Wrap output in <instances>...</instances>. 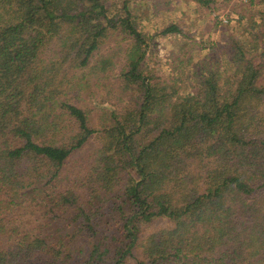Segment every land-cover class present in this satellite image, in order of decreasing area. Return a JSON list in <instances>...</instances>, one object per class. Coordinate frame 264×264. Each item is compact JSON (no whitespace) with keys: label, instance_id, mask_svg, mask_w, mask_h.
<instances>
[{"label":"trees","instance_id":"trees-1","mask_svg":"<svg viewBox=\"0 0 264 264\" xmlns=\"http://www.w3.org/2000/svg\"><path fill=\"white\" fill-rule=\"evenodd\" d=\"M263 25L182 94L148 75L129 0H0V264H264ZM112 33L128 47L96 128L77 97Z\"/></svg>","mask_w":264,"mask_h":264},{"label":"rangeland","instance_id":"rangeland-1","mask_svg":"<svg viewBox=\"0 0 264 264\" xmlns=\"http://www.w3.org/2000/svg\"><path fill=\"white\" fill-rule=\"evenodd\" d=\"M129 6L135 27L152 36L144 59L148 75L161 83L176 80L182 94L193 89L194 71L207 64L222 71L226 54L231 49L228 42L231 36L250 38L248 34L256 32L249 27L251 21L264 24V0H253L252 4L251 0H129ZM170 25H177L181 31L164 33ZM257 44L260 47L257 53H261L264 38H259ZM127 47L128 42L123 36L109 34L97 53V57L103 54L113 58L115 64L109 76L97 81L95 93L77 97L96 128H99L101 116L99 108L118 102L114 99L111 83L115 84L112 77L123 67ZM97 143L94 137L83 150L75 153L73 158L77 162L71 167L81 169L82 157L87 158ZM67 180L68 184L73 182ZM171 226L172 222L164 218L149 225L146 233Z\"/></svg>","mask_w":264,"mask_h":264},{"label":"built area","instance_id":"built-area-1","mask_svg":"<svg viewBox=\"0 0 264 264\" xmlns=\"http://www.w3.org/2000/svg\"><path fill=\"white\" fill-rule=\"evenodd\" d=\"M224 21L226 22V19Z\"/></svg>","mask_w":264,"mask_h":264}]
</instances>
